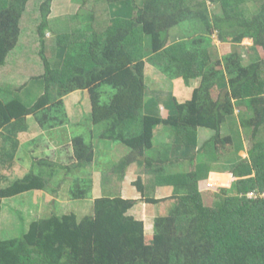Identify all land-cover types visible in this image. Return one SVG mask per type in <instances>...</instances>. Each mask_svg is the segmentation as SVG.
I'll use <instances>...</instances> for the list:
<instances>
[{
	"label": "trees",
	"instance_id": "obj_1",
	"mask_svg": "<svg viewBox=\"0 0 264 264\" xmlns=\"http://www.w3.org/2000/svg\"><path fill=\"white\" fill-rule=\"evenodd\" d=\"M80 3L86 11L81 7L51 17L52 0H0V93L11 95L0 96V166L12 167L18 133L28 129L27 116L43 131L67 125L63 97L73 91L88 93L89 131L103 124L93 140L69 134L60 149L69 164L57 162L54 154L32 156L27 172L0 186V217L4 198L30 190L56 193L52 184L63 180L60 170L68 175L94 167L95 154L103 155L106 142L129 151L112 165L116 181L123 180L133 163L154 166L157 170L146 180L138 176L132 185L148 204L165 198L148 195L147 180L154 188L172 186L168 198L175 201L166 214L154 217L147 236L143 220L128 214L137 199L106 195L105 187L93 199L90 215L77 219L74 213H52L32 220L17 237L3 239L0 234V264H264V61L251 58L244 64V52L237 49L249 38L245 55L251 49L264 51V0ZM209 4L219 6L221 13ZM174 28L177 40L170 42ZM213 33L220 46L231 49L220 52L212 43ZM18 45L19 51L12 53ZM146 63L186 85L200 78L189 99L170 97L172 114L146 111ZM30 81L42 85V91L26 104L15 94ZM219 83L222 90L214 98L211 89ZM229 119L230 131L241 137L236 149L231 133H221ZM160 125L173 131L167 133L173 141L158 142L150 156ZM199 128L212 134L196 161ZM241 128L249 141L247 154L225 158L244 150ZM174 145L182 146V158L190 164L185 171L174 169L181 162L177 155L170 158ZM221 158L232 162L229 170L218 169ZM73 175L69 198H90L91 178ZM202 184L218 189V203L204 204Z\"/></svg>",
	"mask_w": 264,
	"mask_h": 264
},
{
	"label": "rangeland",
	"instance_id": "obj_2",
	"mask_svg": "<svg viewBox=\"0 0 264 264\" xmlns=\"http://www.w3.org/2000/svg\"><path fill=\"white\" fill-rule=\"evenodd\" d=\"M209 6L210 8H212L211 10H213L214 13H221V9L219 6H211V4H209ZM81 7L82 5L80 3V0H52L50 16L57 17L59 15H64L67 13H74L76 11H82V9H83V12L86 11L84 7H82V9ZM175 30L177 29L175 28L173 29L171 37L177 34L175 33ZM211 37H212V43H215L216 45L219 46L218 48L220 52L222 53L227 52L231 49V47L229 48L226 44H221L220 46V42L218 41L216 37V33H213ZM173 40H177V36L174 39L172 37L170 39V42H172ZM251 43H252L251 39L245 38L242 40L239 46H237L238 50H241V52H244L242 54L243 63L247 64L251 62V58L264 61V51H261L260 49L258 50L251 49L249 54L245 55V50H247V46H250ZM20 47L21 46L18 45L12 51V53L14 51L15 52L19 51L18 49H20ZM22 60H24V58ZM144 70L147 71V75L145 77L146 79L145 83L148 89L146 93L147 96L151 95L153 97L154 89L158 90V93L156 95L168 94L170 81L165 80V82H163L161 86L159 85L158 81L160 77H164V76H160L159 79L157 77H154L155 72L153 69L151 70V66H148L147 69L145 68ZM199 81H200V78L191 80L189 86L188 85L185 86L183 83L179 85H180V88L182 87V89L186 92V95L187 94L190 95L192 89L198 86ZM28 83L29 84L23 90L18 92V94H15L16 96H20V98H22V100L26 104L32 103L42 91V85L37 84L36 81L35 82L30 81ZM222 83H225V82H222ZM221 85L222 84L219 83L213 86V88L211 89L212 97L216 98L218 96V94L222 90ZM0 96L4 99L9 98V96L11 97V95L6 94V93H0ZM64 97H65V106L67 109V113L68 115H70V117L68 118V123L66 126H63L60 129H58V131L53 130V131L47 132L48 138L43 141L46 145H48V147H50V149L53 148V151L52 150L51 151L55 152L53 153L54 154L53 157L57 162L63 163V164H69L68 159H67L68 156H66V154H63V156L62 155L60 156V152H62L60 149L63 148L69 142V139H68L69 134L71 136L82 135L86 141H89L90 139L93 140L95 139V137H97V134L102 130L103 124L100 126H96L93 129V131H89L90 130L89 128L91 125V120L89 117L90 100H89V96L86 90L78 91V92L73 91L65 95ZM152 97L150 98V100L148 99V103L153 104V106L155 107L154 105L155 97H153L154 100H152ZM179 99H181V101L185 100L184 98H179ZM27 122H28V127L29 126L30 127L26 130L27 131L26 136L29 139H32V138L37 139L39 131H40V127L35 122L32 116H29L27 118ZM161 127L162 126L160 125L157 129L159 130ZM158 130H157V133L154 139L155 147H153L152 149L148 151V155L150 156L156 154L157 143L163 142V140H160L161 136L159 135ZM202 131H204L207 134L209 133L211 134V131L207 129H202ZM205 133H203L202 136H206ZM221 133L224 136L231 133L233 141H234V145H235L234 149H236V146L238 145V142H236V140H240L239 138H241L239 137V133L238 132L236 133V131H230L229 124H227V126L222 124ZM240 133L243 135L242 140H243V143L245 144V147H248L249 141L247 139L248 137L245 136L246 134H244L245 130L241 128ZM210 134L209 136H211ZM21 137L23 138L24 135H21ZM200 143L201 141H198L197 148L193 150V155L194 157L196 156V161L198 158L201 159V155L198 154L200 152H197V151H200V145H201ZM104 144L106 147H104L103 149V152H102L103 155L100 156V153L98 154V152L95 154L96 158L93 164L94 167L91 164L87 166L88 169L85 168L84 170L85 172L82 170L84 173H87V177L91 178L92 180V189H91L92 196L100 195L102 189L104 190L105 187L109 189L104 194L119 195L122 185H124V182L127 185L130 184V186L132 187L133 181L136 180L138 176H141L143 177V180H146V175H148L150 172H154L155 170H157V168L154 166L149 167V166H146L145 164H143V166H139L134 163L128 168L127 172L125 171L123 180L116 181L115 177L112 175L113 173H111L112 165L113 163L118 162L121 156H124L129 151H128V148L123 144H117V143H112V142H106ZM41 147H42L41 149L45 150L44 149L45 146L43 144ZM177 152L180 156L185 155L182 146L179 147ZM239 152L241 151L235 150L231 154L228 152L225 158H229V156H231L232 154L239 156L238 154ZM223 158H221L222 160L220 159L219 161H217V163L215 162L219 166L218 169H221L222 172L229 170V168H231L232 166V162H230L229 160H225ZM194 163L195 162H193V164ZM28 164L26 166H28ZM189 165L190 164L188 160L184 159V160H181V162H179L174 167V169L175 171H178V170L185 171L188 169ZM95 166L96 167L100 166L102 169H99V168L97 169ZM20 168H21L20 165L19 166L18 164L16 165L15 159L13 161L12 167H9L6 169L0 166V186H4L7 183L9 184V182L15 178H20L23 175V172H25ZM84 173H82L80 170L73 169L70 172V174L67 175L64 173L63 170H60L58 177L63 178V180L60 182V178L57 177L58 180L52 184V186L57 188L56 193L47 192L46 190H43V191L33 190V191L20 193L19 195H15L13 197L6 198L2 204V211H1V217H0L1 237L3 239L17 237L27 229L29 223L32 220L48 217L52 213H56V214L74 213L77 216V218H80L81 216H84V215H90L92 213V204H91L92 200H90L92 199V196L87 199H77V200L70 199L68 196L69 195L68 188L73 183V178H74L73 174L82 175ZM58 182H60L59 185H58ZM145 187H146L145 191L148 195L156 196L157 194H159V196H161L159 198H165V200H162L158 204H144V203H141V201H138L136 203L137 204L136 207H134L133 210L128 212V214L135 216L137 219L142 218L141 220L145 221L146 227H147L146 228L147 232L145 233H147L146 234L147 236H151L150 230H152L154 217H156L157 215L166 214L170 206L173 204L175 200L172 198H168L172 194V186H168L167 188L163 189L161 192L158 193L157 189L154 188V184L150 180H147V184ZM200 189H201L203 202L205 205L211 206L212 204L219 202L220 196L218 193V189L216 187L205 186L202 184ZM137 197L139 200H141L140 196H137ZM132 199H135V198H132Z\"/></svg>",
	"mask_w": 264,
	"mask_h": 264
},
{
	"label": "crops",
	"instance_id": "obj_3",
	"mask_svg": "<svg viewBox=\"0 0 264 264\" xmlns=\"http://www.w3.org/2000/svg\"><path fill=\"white\" fill-rule=\"evenodd\" d=\"M247 39V38H246ZM249 39V38H248ZM251 42H252V40H251ZM252 44V43H251ZM248 47V46H247ZM148 66H151L149 63L147 64H145V68L147 69V67ZM154 70V77H157L158 79H159V77L160 76H164V77H160V79H159V85H161L162 86V83L163 82H165V80H169L170 81V84H169V92H168V94H159V95H156L157 93H158V90L157 89H154V91H153V93H154V95H153V97H155L154 99H155V103H154V105H155V107L153 106V104H149L148 103V100H146V102H145V109H146V111H150V113H152V114H154V115H162V116H166L167 114H172L173 112H175L174 110H175V108H174V105L171 103V99H170V97H175L176 99H177V101H181V99H179V98H184L185 100L186 99H189L190 97H191V94H192V91H191V94L189 95V94H187L186 95V92L182 89V87L180 88V85L179 84H184V82H183V80H182V78H180V77H176V78H170V77H167L166 75H164V74H162L160 71H158L155 67H153V66H151V70ZM146 75H147V71L145 70V77H146ZM162 80V81H161ZM145 81H146V79H145ZM191 81V80H190ZM157 85H158V83H157ZM185 86H186V84H184ZM188 86L190 85V82H189V84H187ZM194 89V88H193ZM192 89V90H193ZM78 92V91H77ZM151 95H149V96H147L146 95V99H149L150 100V98L152 97H150ZM153 97H152V100H153ZM63 99H64V103H65V97H63ZM158 99H160L159 101H158ZM66 107V106H65ZM156 108V109H155ZM66 112H67V109H66ZM236 113H237V110H236V112H235V117H236ZM67 115H68V113H67ZM29 116H27V118H28ZM70 117V115H68V118ZM89 117H90V113H89ZM27 118H26V122H27ZM232 118V117H231ZM231 121H232V119H229V121H226L227 123H226V125L227 124H229V125H231ZM27 124H28V122H27ZM92 124V123H91ZM30 127V126H29ZM28 127V128H29ZM91 127H92V125H90V128L89 129H91ZM53 131V130H52ZM55 131H58V129H55ZM47 132L48 131H43V130H41L40 129V131H39V134H38V138L37 139H29L26 135V133H27V131H22V132H19L18 133V139H19V143H20V146H19V148H18V150H17V152H16V156H15V160H16V165L18 164V166L20 165L21 166V168L20 169H22L23 171H25V172H27L28 171V169H29V165H30V161H31V158H32V156H45V155H48V154H53V153H55V152H52L53 151V148H51L50 149V147H48V145H46L45 143H44V141L43 140H46L47 138H48V134H47ZM168 132H172L173 133V131L172 130H170V129H168L167 131H166V129L164 128V127H161L159 130H158V133H159V135L161 136L160 137V140H163V142H167V141H173L172 140V137L169 135V134H167ZM207 132V131H206ZM22 133V134H21ZM203 133H205L204 131H202V128H199L198 129V133H197V144L195 145V147L193 148V150H195V148H197V146H198V141H201V145H202V143L205 141V140H207V139H209V134H207V133H205L206 134V136H202V134ZM212 134V133H211ZM210 134V135H211ZM21 135H24V137L22 138L21 137ZM199 137V138H198ZM70 138V136L68 137V139ZM159 140V141H160ZM28 142H33L34 144H36L35 146H32V145H34V144H32V145H29V144H27ZM46 142V141H45ZM58 143V142H57ZM42 144L45 146V150H43V149H41L42 147ZM201 145H200V147H201ZM40 146V147H39ZM47 147V148H46ZM174 147V149H173V152H171L170 153V158H173V157H175L174 155H177V157L179 156V157H181L180 159L181 160H183V158H182V155L180 156L179 154H178V149H179V147L180 146H176V145H174L173 146ZM244 147H245V144H244ZM246 147L244 148V150H240L241 152H239L238 154H239V156H245L247 153H246ZM52 150V151H51ZM245 154V155H244ZM173 156V157H172ZM180 160V161H181ZM29 163V164H28ZM28 164V166H26ZM134 164V163H133ZM136 164V163H135ZM132 165V164H131ZM130 165V166H131ZM13 166V165H12ZM130 166H128V168L130 167ZM19 168V167H18ZM128 168L126 169V172H127V170H128ZM7 169V168H6ZM25 172H23V174L25 173ZM126 176V175H125ZM168 186H156L155 188L157 189V192L159 193V192H161L163 189H165V188H167ZM30 191H33V190H30ZM39 191H41V190H39ZM28 192V191H27ZM129 192V193H128ZM102 194V192L100 193V195ZM128 194H130V195H128ZM19 195V194H18ZM100 195H94V196H92V199H90V200H92L93 201V199L95 198V197H97V196H100ZM120 195L122 196V197H124V198H130V197H132V198H135V199H137V202L138 201H141V203H144V204H148V203H145L143 200H139L138 199V197L137 196H140L141 197V195H140V193L136 190V188L134 187V186H130V184H125V182H124V185H122V188H121V190H120ZM156 198H159V197H161V196H159V194H157L156 196H155ZM6 198H4L2 201L4 202V200H5ZM91 201V202H92ZM136 202V203H137ZM92 204V203H91ZM158 204V203H157ZM136 205L137 204H135L128 212H130L131 210H133V208L134 207H136ZM62 214H64V213H62ZM131 215V214H130ZM133 216V215H132ZM82 217V216H81ZM80 217V218H81ZM135 217V216H134ZM80 218H77V219H80ZM136 218V217H135ZM140 219H142V218H140ZM144 222V228H145V232H147L146 231V223H145V221H143ZM151 231V234H152V230H150ZM147 234V233H146ZM150 234V235H151ZM148 235H149V233H148Z\"/></svg>",
	"mask_w": 264,
	"mask_h": 264
}]
</instances>
